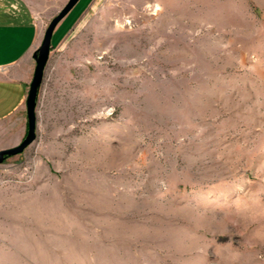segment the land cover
<instances>
[{
    "label": "rangeland",
    "instance_id": "1",
    "mask_svg": "<svg viewBox=\"0 0 264 264\" xmlns=\"http://www.w3.org/2000/svg\"><path fill=\"white\" fill-rule=\"evenodd\" d=\"M15 1L43 42L69 0ZM63 37L0 264H264V0H88Z\"/></svg>",
    "mask_w": 264,
    "mask_h": 264
},
{
    "label": "crops",
    "instance_id": "2",
    "mask_svg": "<svg viewBox=\"0 0 264 264\" xmlns=\"http://www.w3.org/2000/svg\"><path fill=\"white\" fill-rule=\"evenodd\" d=\"M87 1H79L60 21L52 47L63 40L67 27L78 19ZM15 2L27 9L17 11L14 0H0V150L17 146L25 135L27 97L36 68L34 55L42 42V28L31 3Z\"/></svg>",
    "mask_w": 264,
    "mask_h": 264
},
{
    "label": "water",
    "instance_id": "3",
    "mask_svg": "<svg viewBox=\"0 0 264 264\" xmlns=\"http://www.w3.org/2000/svg\"><path fill=\"white\" fill-rule=\"evenodd\" d=\"M80 0H69L60 13L53 18L45 31L41 46L35 52L36 68L27 97L28 133L23 141L8 149L0 150V163L8 156L22 153L37 138L38 96L42 87L46 67L52 50V38L54 31L60 21L77 5Z\"/></svg>",
    "mask_w": 264,
    "mask_h": 264
}]
</instances>
